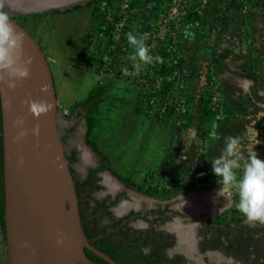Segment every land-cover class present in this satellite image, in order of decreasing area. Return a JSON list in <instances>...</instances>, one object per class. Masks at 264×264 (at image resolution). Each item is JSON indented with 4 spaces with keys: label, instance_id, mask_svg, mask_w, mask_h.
<instances>
[{
    "label": "crops",
    "instance_id": "crops-1",
    "mask_svg": "<svg viewBox=\"0 0 264 264\" xmlns=\"http://www.w3.org/2000/svg\"><path fill=\"white\" fill-rule=\"evenodd\" d=\"M3 1L10 10L25 14L39 12V10L42 11L49 7H61L75 0H18L17 4L11 0ZM261 3L260 0L259 3L253 4L250 12L251 17L254 15V19L261 10V8L257 9ZM186 25H193L194 30H192L191 38L181 37L183 40L181 39L180 48L184 62L182 72L173 81L174 97L172 106H174V112L171 116L167 115L161 119L148 117L140 110L141 93L138 85L124 78H116L114 74H98L100 80L98 83L108 79L114 82L116 79H120L131 84L124 94L127 95L126 98H119L118 102L123 108L121 110L123 115L119 121L122 131L118 132L119 125L117 123L114 125V122L108 119L112 114L111 106L108 105V92L107 99L99 105L100 112L96 119L93 138L99 149L110 160L111 166L119 174L129 177L135 182H139L146 172H150L157 179H166L176 175L201 174L205 168L212 167L211 161L213 159L221 155L229 136L241 137L242 154L246 156L249 143L246 130L251 126L253 118L254 121L258 118L264 124V117L259 119L258 115L252 113L257 108L261 109V113H264V16L261 19V24L257 20L253 25H250V30L242 36L232 33V25L221 20L217 26L216 42L214 44L218 56L212 62L198 60L196 48L198 29L192 22ZM188 27L186 30H188ZM188 46H192L193 56L190 54L192 57H188L185 51ZM46 57L50 62V57ZM70 59L60 61L68 63L64 64L63 76H61L62 70H59V64L62 63L55 62L57 64L55 68L56 75L52 74V76L55 77L53 80L58 106L60 104L62 106H72L74 102L85 97L89 90L95 86V84H89V87L85 89L83 87L86 84H80V77L74 81L65 78L64 73L70 72L74 68L69 65L71 64L69 63ZM51 61L53 60L51 59ZM193 63L197 65L193 66ZM246 73L255 74L257 77L249 78ZM210 75L217 76L221 83L224 104L220 114L212 116L209 122H206L209 124L203 127L206 131L205 136H203L201 132L202 123L200 122V101ZM229 80L232 90L227 95L225 89ZM240 90L245 93L242 97L245 96L244 99L252 103L251 109L254 110L251 112L246 111L245 105L247 104L236 102ZM112 107L116 109V104H113ZM115 109H113V112ZM68 118L71 117L68 116ZM263 124L261 130H258L260 143L255 145L257 148L260 145L264 147ZM71 126H74L71 148H76L78 152L82 151L81 157L87 160L88 165H93L96 162V155L88 145L82 148L77 142L76 127L73 123L71 124V121L64 124V133H66L65 129ZM125 127L131 136L134 135V139L127 143L126 152L121 149L124 142L120 140V133L126 132L123 130ZM84 132L85 123L83 137ZM213 132L216 133L215 136H213ZM259 154L260 158H264V153L259 152ZM104 174L113 176L108 171H104ZM218 189L219 187H215L188 193L185 196H192L191 198L196 201L195 205L198 209L201 205H209L212 209H215L213 211H216L219 201H225L226 203L228 197L224 193L218 192ZM225 209H228V207ZM225 209H220L219 215L225 212ZM198 211L195 210L194 212L197 213ZM219 215L208 216L205 219L216 218ZM205 219L203 220L205 221ZM182 226L186 227L187 225Z\"/></svg>",
    "mask_w": 264,
    "mask_h": 264
},
{
    "label": "trees",
    "instance_id": "trees-1",
    "mask_svg": "<svg viewBox=\"0 0 264 264\" xmlns=\"http://www.w3.org/2000/svg\"><path fill=\"white\" fill-rule=\"evenodd\" d=\"M101 1H106L112 8L118 7L117 0H86L84 2L74 4L69 8H51L42 12L25 14L16 13L17 15H14L13 18L20 23H23L28 20H36L37 18L45 17L48 14L65 13L72 10H78L83 7H90L92 19L96 20L101 17L97 13L99 10L97 5ZM164 1L165 0H160V3H163ZM250 1L251 0H247L248 3ZM135 4H140V0H131V8ZM242 4V0H240L239 3H237L236 9H241ZM249 11H247L243 16L249 17ZM209 16L212 18L210 19ZM121 18V16L116 15L115 11H112V19H114V21H118ZM220 18V16L213 14L201 17L195 12L188 11V15L185 17L184 22H200V24H203V22L207 20L213 22L217 27L219 25ZM128 19L129 17H127L126 20ZM101 25L104 26L102 29V35L104 38L101 39L104 41L103 44H101L100 41L93 42L90 40L91 32L97 30L98 26L100 27ZM98 26H93L92 31L86 33L82 45V53L73 65L75 67H81L85 71L89 70L105 75L114 74L116 78H124L126 80L127 77L125 70H122L120 63L128 54V49L133 51L132 46L127 43L125 49L117 46L115 48L111 47V45H113V21L104 19L102 23L101 21L99 22ZM127 28L128 27L124 25L122 27V32H124ZM98 29L100 30V28ZM168 54L169 53L163 51V58L166 59ZM102 55L107 57L106 61H108L109 69L106 71H101L103 64V61L101 62ZM183 62L184 60L182 57H180L176 65L172 64L168 66L167 63L163 62L160 65V72L168 73L172 70L173 66H179L182 72ZM246 74L249 78L257 77L255 74ZM108 81L113 80L108 79L107 81L97 83L89 90L85 97L74 102L68 109L72 112L79 106L83 107L84 110L81 114L85 123V143L96 155V166H89L87 167L86 174L76 176L73 164L78 161V150L74 147L65 148V153L70 164V170L75 181L80 217L86 237L93 246L107 254L118 264H201L189 258L182 251L174 250L176 245V236L173 232L160 229L156 225L152 224L155 220L157 221L159 217H161L160 214L166 209L162 211L161 209H155L153 213L158 215V217L154 220L151 219V223H149L147 227L136 228L132 225H128V222L123 218L116 217L109 209L110 206L115 205L120 200V195L123 193H118L113 199H110L109 195L106 197H96V192L103 189V186L99 182L100 177L97 173L103 170L111 173L124 185L137 188L139 191L148 196L166 199L175 194V190L159 191L158 189H155V187H152L151 179H160L155 178L150 172H146L144 174L141 182H135L131 178L119 174L111 166V162L108 157L97 146V143L93 138L94 129L97 122V116L100 112L99 105L103 102V100H105L109 92L108 88H106L109 85ZM166 86H173V82H167ZM208 95L207 88H205V92L200 101V122L202 123L201 132L203 136L206 134L203 127L206 125L208 126L209 124L206 122H209V119L216 115V113L208 106ZM172 103L161 117L158 115H155V117L157 119H161L167 115L171 116L174 112V106H172ZM67 116L68 114H66V117ZM73 130L74 126L65 129L66 133L62 136L63 143L65 140L64 136L67 137L73 132ZM3 167L0 107V230L2 232L3 241L5 242ZM145 175H147L148 178H146ZM200 177H202V175ZM163 179L166 180L167 178ZM146 183H149V185L147 186ZM107 199H110L109 203H106ZM236 201L232 207H230L227 211L222 212L216 218H207L205 221L196 225L195 232L197 236L198 251L202 254H205L208 251L221 253L223 256L230 258L233 261V264H264V225L252 224L246 221V218L237 210L235 206ZM164 221L165 219H162V222ZM85 252L92 260L101 264H109L107 261L97 256L90 250L85 249ZM204 264L226 263L210 262L204 258Z\"/></svg>",
    "mask_w": 264,
    "mask_h": 264
},
{
    "label": "water",
    "instance_id": "water-1",
    "mask_svg": "<svg viewBox=\"0 0 264 264\" xmlns=\"http://www.w3.org/2000/svg\"><path fill=\"white\" fill-rule=\"evenodd\" d=\"M84 1L44 10L69 8ZM12 13L16 12L7 14L23 42L21 59L31 58L32 62L29 77L18 81L15 89L0 81L8 264H101L89 258L85 249L109 264H118L93 246L83 231L75 181L58 128L57 95L49 62ZM44 85L47 90L41 91ZM31 100L45 101L52 108L37 117L29 111ZM18 120L23 121L22 126ZM36 127L38 135L33 133ZM22 131L27 134L18 138Z\"/></svg>",
    "mask_w": 264,
    "mask_h": 264
},
{
    "label": "rangeland",
    "instance_id": "rangeland-1",
    "mask_svg": "<svg viewBox=\"0 0 264 264\" xmlns=\"http://www.w3.org/2000/svg\"><path fill=\"white\" fill-rule=\"evenodd\" d=\"M129 1L131 2V0ZM168 1L169 0H165L163 3L162 2L160 3V0H140V4L138 5L135 4L133 6V8L135 9L134 13L128 16L131 18L130 20L131 22H128V29L132 30L131 34L136 35L138 38H140L145 30H150L151 22L157 16L158 10L160 9V7H162L163 4H167ZM239 1L240 0H207L206 2L203 3L200 0H185V3L188 6L187 8L188 11H192L197 14L199 13L198 11H200L201 12L200 15H202V17L208 14L220 16L221 17L220 21L222 20V22H228L229 24L232 25L231 27L232 33H234L235 35L242 36L247 31L250 30V25H253V23L256 22L257 20L261 24V19L264 16V2H263L264 0H261L262 3L257 8V9L261 8L258 14H256L257 16L255 15L257 19L253 18L254 15H252L251 17L250 11L253 8L252 4L259 3L260 0H251L247 4L248 7H247L246 12L250 10L249 17L243 16L246 12H242V10L239 8L238 10L236 9L237 3H239ZM117 2L118 4H120L119 5L120 7L121 3H123L124 0L122 1L117 0ZM0 3H3V7H4L2 12H6V13L10 12V9L7 7L4 1L2 2V0H0ZM100 5L101 3L97 5L99 9L97 13L101 17L99 19L97 18L96 20L92 19L91 8L83 7L78 10H72L70 12L58 13V14H48L45 17L37 18L36 20H28L26 22L21 23L22 26L30 33V35L38 42L45 56L50 57L49 67H50L52 74L56 75L55 68L57 64L55 62H57V63H62V64H59L60 66L59 70H62L61 76H63L64 64H68V63H63L60 61H63V60L66 61L67 59L71 58L69 62L71 64L69 65H72L74 68L70 72L64 73L65 78L71 81H74L78 77H80L79 78L80 84L81 85L86 84V86L83 87L85 89L89 87L88 86L89 84L96 85L100 81L98 79V73L94 71H89V70L85 71L81 67H75L73 64H75L76 60L79 59L78 57L82 53V45H83V41L85 39L86 33L92 31L93 26H98L100 21L102 23V21L106 19L107 15L109 13H112L113 11L112 7H110L109 5L107 8L105 7L101 8ZM128 13L129 12L126 11L124 15H127ZM186 16H184L183 19L179 21L180 24L175 30L176 34L178 35L176 39V49H177V53L179 54V57H182V52L180 48L181 39H182L181 37L184 36L185 38H191L192 30H194L193 25L192 26L186 25L187 23L184 22V19ZM209 18L211 19L212 17L209 16ZM192 24H194L198 29V37H197L198 40L196 39L198 60H207V62L209 61L212 62L214 58L218 56V54H216L215 52L216 47L214 46L216 42V39H215L216 35L211 40L207 39L200 32V28H199L200 22H192ZM187 27H188V30H186ZM98 28H100L101 30L102 25L100 27L98 26ZM98 28L94 32H91L90 40H92L93 42L100 41L101 44H103L104 41H102L101 39L104 37ZM182 30H183V35H182ZM168 34L172 35L171 32H168ZM216 34H217V31H216ZM191 47L192 46H188V48L185 49L186 53L188 54L187 55L188 57H190L191 55L193 56V52H192L193 49ZM169 57H172V56L170 55ZM51 59L53 61H51ZM198 60H197V64L199 63ZM102 61L103 63L105 62V60L103 59V55L101 56V62ZM193 64H194L193 66L197 65L195 63ZM82 73L83 75H81ZM180 73H181V68L179 70V74ZM53 78L55 79V77ZM108 82H109L108 87L106 86L105 87L108 88L109 90L108 105L111 106V110H112V114L111 116L108 117V119H110V121H113L114 125L116 123L119 125L118 132H120L122 131V126L119 124V121H120V117L123 115V112L121 111L123 108L121 105H119L118 102H119V98L121 99L126 98L125 96L127 95H124V94L131 84H128L125 81L120 80V79H116L115 82L114 81H108ZM230 83L231 82L229 80V82L227 83L226 89H225L227 92V95L232 90L231 89L232 85H230ZM235 89L237 90V88ZM239 93L240 95L237 97L236 102L239 104H244V105L247 104L245 105V107H246V111L248 112H251L252 110H254V109H251L252 103L250 101L245 100L244 99L245 96L242 97L245 93L241 92V90ZM173 97H174V94H173ZM105 99H107V97ZM113 104H116V109L112 107ZM60 106H62V104H60ZM65 107L69 109V106H65ZM113 109H115L116 111L114 110L113 112ZM82 110H83L82 106H79L78 108L74 109L72 112L68 110L67 114L69 117H71V118H68V116L66 117V115L62 114L59 111V107H58L57 121H58L59 130L63 131L62 133L60 132L62 135L64 133V128H63L64 124L71 121V124L73 123L76 127L75 128L76 140L81 145V147L84 148V146H86L87 144L85 143L84 137H83L84 119L81 114ZM252 113H254L255 115H258L261 113V109L257 108ZM253 121H254V118H253ZM253 121L251 125L255 123L254 127L256 128V130L257 131L259 129L261 130L262 128L261 126L263 123L259 121L258 118L254 122ZM123 130L126 132L120 133L121 134L120 140L124 142L122 144L123 148L121 149H124V152H126L125 150L128 147L127 143L130 142L132 139H134V135L131 136L128 130L126 129V127ZM73 135L74 133L72 132L67 137L64 136L65 140L69 138L70 141L71 140L73 141ZM257 139L260 140L259 136L257 137ZM72 141L70 142V144L73 143ZM263 148L264 147L262 145H260V147L258 146V148L257 146H255V150L259 151L260 153H264ZM259 152H257V154H258V157L260 158ZM260 159L263 160L264 158L262 157ZM86 165H88L87 160L83 158L80 159L78 163H74L73 166L75 169V172H74L75 175L81 176L83 174V171ZM104 175H103L104 178L101 181V183L104 184V188H103L104 190L98 193L97 195L104 194L106 191L107 192L110 191L111 193H114V192L123 193L124 194L123 199L125 198V200L122 201V203H120V206H124L126 204H138V203L143 204L145 202H146V205L147 203H149L148 205L155 203L154 200L152 199L154 198L153 196L145 195L141 193V191H139L137 188H134L132 186H127V185H124L123 183L121 184V182L115 176H110V175L104 176ZM141 181L142 179L139 182ZM187 194H188L187 192H182V193L178 192L172 196H169L170 198L164 199V200L175 199L176 201L180 202V204L186 205L185 206L187 209L186 212L190 214L194 213V217H193L194 220L190 223L189 222L184 223L185 226L187 225L186 227L183 226L182 228L183 224L181 223V220H175L173 222L166 224V227L168 228V230L174 231L176 233L177 242H176V246L174 247V250H180V251L185 252L190 258H192L193 260L201 264H204V258H206L210 262L233 264V261L230 258L223 256L221 253H218L215 251H208L205 254H200L198 251H196V247L194 246L195 240H196L194 228L199 218L205 219V217H208V216L219 215L218 212L220 211V209H225L227 207L229 209L230 207L233 206L234 204L233 202L236 201L238 197L228 196L226 198L227 199L226 203L225 201L220 200L217 206V210L213 211L215 209H212L209 205L208 206L201 205L200 208L198 209L195 205L196 201L191 198L192 196L186 197L185 195ZM228 209H225V211ZM195 210H199V211L196 213L194 212ZM250 223L264 225L258 222H250ZM138 225L141 226L142 224H138Z\"/></svg>",
    "mask_w": 264,
    "mask_h": 264
},
{
    "label": "built area",
    "instance_id": "built-area-1",
    "mask_svg": "<svg viewBox=\"0 0 264 264\" xmlns=\"http://www.w3.org/2000/svg\"><path fill=\"white\" fill-rule=\"evenodd\" d=\"M203 3L207 0H200ZM101 8L108 7L106 1H101ZM121 3V2H120ZM242 12H246L247 9V0H242ZM131 2L129 0H124L117 6L113 7L112 10L116 12L117 16L122 18L118 21L112 19V13H109L106 17V20L113 21V45L112 48L121 47L125 49V46L128 43L127 36L132 32L130 29H126L122 32V27L126 25L128 27V22H131V18L126 22L128 14L132 15L134 13V8H131ZM188 6L185 3V0H169L167 4H163L162 7L158 10L157 16L151 22V29L145 30L140 37L149 48L150 53L153 56L159 55L163 58V51L168 54L166 59L163 58V62L167 65H176L180 59L179 54L176 49V29L180 24L179 21L183 19L184 16L188 14ZM128 10V14L124 13ZM199 16L202 17L201 12L198 11ZM123 15V16H122ZM101 28V33L102 29ZM217 27L213 22L205 20L203 24H200V32L207 39H213L216 35ZM168 32H171L172 35H169ZM117 44V45H116ZM130 45V44H129ZM131 46V45H130ZM127 55L123 58L120 63L122 70H125L127 81L132 82L140 87L141 99H140V109L141 112L148 117H155V115L162 116L166 109L171 105L172 98L174 94V87H167V82H173L179 74V66H173L172 70L168 73L160 72L161 63L155 62L153 60L150 64H143L137 60H132L131 56L134 55V52L130 49L127 51ZM172 57H169V56ZM105 62L102 65L101 71H106L109 69L107 57L103 56ZM136 63H141V71L137 74L134 65ZM111 70V69H110ZM114 73V72H112ZM206 88L208 91L209 103L208 106L210 109L217 113H220L223 110V93L222 86L215 75H210L207 79ZM59 111L66 115L68 109L66 107L58 106ZM202 175V177H200ZM148 178L147 175H145ZM220 178L216 177L212 171L211 167L205 168L201 174H186V175H176L167 178L166 180H152L151 186L155 187L159 191L162 190H175V193H193L197 191H204L207 189L218 188L220 187ZM148 186L149 183H146Z\"/></svg>",
    "mask_w": 264,
    "mask_h": 264
},
{
    "label": "clouds",
    "instance_id": "clouds-1",
    "mask_svg": "<svg viewBox=\"0 0 264 264\" xmlns=\"http://www.w3.org/2000/svg\"><path fill=\"white\" fill-rule=\"evenodd\" d=\"M127 40L134 52L132 60L138 58L143 64H150L153 60L157 63L163 62V58L159 55L153 56L144 41L136 35L129 33ZM22 54V37L15 31L9 15L0 12V81L7 83L10 89H15L18 81L30 75L31 58L22 60ZM134 67L138 74L141 63H136ZM46 90L47 86L44 85L41 91ZM51 108L52 105L45 101H29V111L37 117L46 114ZM258 117H264V113L258 114ZM17 123L23 125L22 120ZM254 125L255 123L246 130L249 140L246 156L242 154L241 137L229 136L221 155L213 159L211 164L213 173L221 181L218 192L229 197L237 196L235 206L246 220L264 224V160L258 157L255 150V145L260 141ZM33 133L38 135L39 128H34ZM26 134L22 131L18 138ZM215 135L213 132V136Z\"/></svg>",
    "mask_w": 264,
    "mask_h": 264
},
{
    "label": "flooded vegetation",
    "instance_id": "flooded-vegetation-1",
    "mask_svg": "<svg viewBox=\"0 0 264 264\" xmlns=\"http://www.w3.org/2000/svg\"><path fill=\"white\" fill-rule=\"evenodd\" d=\"M3 8H4L3 7V3H0V11H2ZM8 13H10V12H8ZM12 14H13V16L14 15H17L16 13H12ZM217 114H220V113H217ZM60 132L62 133L63 131H60ZM65 141H66V143H65ZM70 142L71 141H70L69 138H67L66 140H64L65 148H69V147L72 146L70 144ZM81 152L82 151L78 152V161L76 163H78L80 161V159L82 158L81 155H80ZM89 166H92V167L93 166H96V163H94L93 165H87L84 168V171H83V174L82 175L86 174L87 167H89ZM104 171H106V170L99 171L97 173L99 175V177H100V181L99 182L103 186V188H104V184H102L101 181L104 178L103 177V172ZM103 190L104 189L99 190L98 192H96V197H99V195H100V197H106L107 195H109L110 196L109 198L110 199H113V198H115V196L118 193H120V192H118V193H116V192L111 193L110 191L109 192L106 191L104 194L97 195L98 193L102 192ZM123 196H124V194H121L120 197L122 199L120 198V200L115 205L110 206L109 209L113 212V214L116 217L123 218L125 221L128 222V225H132L133 227H136V228H143V227L145 228V227H147L148 224L151 223V219L154 220L156 217H158V215H156L155 213H153V211L155 209H161V211L164 210V209H166V210H164L160 214L161 217H159V219L157 221L155 220L152 224L156 225L160 229H164V230H166L168 232H173L175 234V236H176V233L174 231L168 230V228L166 227V224H168L170 222H173L175 220H181V223L184 225V223H186V222H189L190 223V222H192L194 220V218H193L194 217V213H191L190 214V213L186 212V210H187L186 207H185L186 205L180 204V202L176 201L175 199H173V200H164V199H162L161 200V199H158V198H155L154 197V198H152L154 200V202H155L154 204L148 205L149 203H147V205H146V202H145L143 204L142 203H138V204H126L124 206H120V203H122V201L125 200V198L123 199ZM110 199H107L106 200V203H109L110 202ZM175 212H176V214H175ZM162 219H165V221L162 222ZM202 221H204L203 218H199L198 221H197V223L195 224V227H196V225H198ZM138 224H142V225L140 226ZM195 238H196V240H195V245L194 246L196 247V251H198L196 232H195ZM176 242H177V237H176ZM183 253H185V252H183ZM200 254H202V253H200ZM0 264H8V261H7V251H6V240H5V242L3 241V236H2L1 230H0Z\"/></svg>",
    "mask_w": 264,
    "mask_h": 264
},
{
    "label": "bare ground",
    "instance_id": "bare-ground-1",
    "mask_svg": "<svg viewBox=\"0 0 264 264\" xmlns=\"http://www.w3.org/2000/svg\"><path fill=\"white\" fill-rule=\"evenodd\" d=\"M12 2H14L15 4H17V1L18 0H11ZM38 1V0H37ZM33 2V1H32ZM42 4H46V3H42ZM42 4H39V5H42ZM25 8V7H24ZM112 186V185H111ZM183 228V227H182ZM190 235V234H189ZM183 244V243H182Z\"/></svg>",
    "mask_w": 264,
    "mask_h": 264
}]
</instances>
